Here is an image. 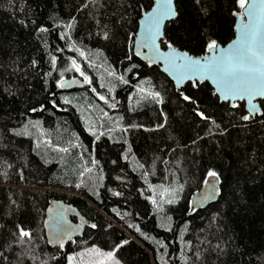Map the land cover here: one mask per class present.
<instances>
[{
    "label": "trees",
    "instance_id": "obj_1",
    "mask_svg": "<svg viewBox=\"0 0 264 264\" xmlns=\"http://www.w3.org/2000/svg\"><path fill=\"white\" fill-rule=\"evenodd\" d=\"M175 3L163 48L202 56L235 37L240 0ZM153 4L0 0V264H67L93 246L123 264H264V100L252 116L143 62L134 39ZM64 54L82 64L66 79L88 85L61 89ZM210 172L220 197L190 214ZM52 199L89 221L63 246L45 235Z\"/></svg>",
    "mask_w": 264,
    "mask_h": 264
},
{
    "label": "water",
    "instance_id": "obj_2",
    "mask_svg": "<svg viewBox=\"0 0 264 264\" xmlns=\"http://www.w3.org/2000/svg\"><path fill=\"white\" fill-rule=\"evenodd\" d=\"M170 4L171 17L164 18L158 28L151 23L162 11V5ZM177 17L175 0H154L152 8L142 13L138 22V29L134 39V52L140 59L150 65L159 66L175 84L177 88L185 86L186 83L207 81L215 90L220 100L229 102L234 106L236 102H244L246 110L250 115H262L260 101L264 100L262 95H249L244 93V98L237 94H227L221 90L217 80L219 74L204 71L205 68L215 70L218 66L222 70L241 63L251 66L257 71L254 73L255 89H259L264 77V0H248V4L242 9L235 23V37L227 44H218L214 51H208L202 56H194L186 50L175 47L163 48L161 40L167 22ZM254 32L256 43L250 45L245 33L249 35ZM154 40V43H153ZM252 47L256 52L255 57L250 58L248 52ZM229 54L232 59L230 60ZM88 85L86 80L79 77L65 79L60 87L65 91L83 88ZM250 101V102H249ZM221 180L219 176H208L202 187L194 192L190 199L189 213L194 210L204 209L209 204L218 201L221 194ZM75 219V220H74ZM89 221L72 204L62 199H52L46 208L44 219L45 235L52 247L63 246L83 235Z\"/></svg>",
    "mask_w": 264,
    "mask_h": 264
},
{
    "label": "snow or ice",
    "instance_id": "obj_3",
    "mask_svg": "<svg viewBox=\"0 0 264 264\" xmlns=\"http://www.w3.org/2000/svg\"><path fill=\"white\" fill-rule=\"evenodd\" d=\"M248 4V0H240V7L245 8ZM174 15V13L171 11L170 4L162 5V11L161 13L154 18V20L151 23H154L155 26L158 28L160 22L164 18H168ZM245 36L248 38V42L250 45L254 46L256 43L255 40V34L252 32L251 35L248 33H245ZM154 43V40H153ZM217 48V45L213 42L208 46L209 51H214ZM248 52L251 57L256 56V52L253 51L252 47H249ZM230 60L232 59L231 54H229L228 57ZM204 71L206 72H212L213 74H219L217 76L218 83L220 85L221 90H223L226 95L231 94H237L239 93V98H244V93H248L249 95L255 96V95H262L264 96V80L261 81V86L259 89H255V77L254 73L257 71V69L251 67V66H244L243 63L236 65V66H230L226 70H222L219 66L212 70L210 68H205ZM261 76L264 77V72L261 73ZM185 99H188L185 97ZM250 102V101H249ZM244 119H248L247 116L244 117ZM210 176H216L215 172H210ZM22 235L28 236L29 233L23 232ZM111 257V253L108 254Z\"/></svg>",
    "mask_w": 264,
    "mask_h": 264
},
{
    "label": "rangeland",
    "instance_id": "obj_4",
    "mask_svg": "<svg viewBox=\"0 0 264 264\" xmlns=\"http://www.w3.org/2000/svg\"><path fill=\"white\" fill-rule=\"evenodd\" d=\"M59 62L60 67L56 65L55 71L59 77V84H61L70 74L71 71L77 70L81 71L82 64L77 62L73 57H69L64 54L62 60ZM84 71V70H83ZM80 89V88H77ZM111 253V257L108 255ZM67 264H123L120 262L112 252L104 251L96 246L82 250L77 254H69L67 259Z\"/></svg>",
    "mask_w": 264,
    "mask_h": 264
}]
</instances>
